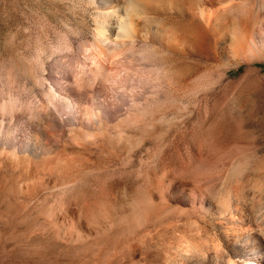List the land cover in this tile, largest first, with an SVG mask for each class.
<instances>
[{"label":"rangeland","instance_id":"374dc122","mask_svg":"<svg viewBox=\"0 0 264 264\" xmlns=\"http://www.w3.org/2000/svg\"><path fill=\"white\" fill-rule=\"evenodd\" d=\"M86 1L0 0V84H101L110 90L113 107L133 100L142 110L154 91H146V83L126 84L124 67L104 64L91 52L94 14ZM247 2L215 0L211 5L236 17ZM252 3L264 40V0ZM169 10L172 15L158 18L172 24L174 9ZM193 52L168 60L173 80L180 81L169 84L196 86L182 82L196 79L215 62L211 48ZM263 52L258 60L230 67L221 83L207 86L203 101L189 103L188 114L142 116L139 122L112 116L106 171L101 151L93 148L92 171L73 189L51 191L20 206L0 175V264H227L229 247L218 235L215 218L201 216L199 202L206 197L213 209L222 201L251 212L264 229ZM184 196L198 201L196 207ZM66 205L90 215L91 234L81 244L61 240L51 217L47 220L52 210ZM141 211L149 214L147 224L137 223ZM104 221L116 225L107 241L96 243Z\"/></svg>","mask_w":264,"mask_h":264},{"label":"bare ground","instance_id":"6f19581e","mask_svg":"<svg viewBox=\"0 0 264 264\" xmlns=\"http://www.w3.org/2000/svg\"><path fill=\"white\" fill-rule=\"evenodd\" d=\"M213 1H86L94 14L91 52L99 55L104 64L109 62L124 67L126 84L146 83L143 86L145 90L154 91L143 98L145 108L143 106L142 110L133 100L113 107L116 103L111 105L113 100L110 101L109 89L101 84L95 88L75 82L53 86L0 84V175L3 176L2 186L8 189L20 206L37 202L51 191L65 192L78 186L84 178L83 174L93 166V148L101 151L106 171L112 149V116L138 121L142 116L159 119L188 114L191 112L189 103H198L207 86L221 83L229 77L230 67L260 58L264 40L262 32L257 29V15L252 5L254 0H249L243 15L236 17L226 9L212 7ZM169 8L174 9L175 22L172 24L164 22V18L160 19L172 15ZM260 17L264 20V13ZM210 48L215 62L205 67L196 79L182 82L198 85H185L186 88L182 89L183 86L169 84L180 83L173 80L169 72L167 62L170 58ZM191 91L198 94L190 97ZM92 92L97 95L91 96L89 93ZM182 199L192 208L198 202L189 196ZM208 199L199 200V211L202 217L209 215L215 218L218 235L230 250L227 264H264V229L259 227V222V225L256 224V217L222 201L213 209ZM69 206H59L56 212L51 209L47 220L51 217L56 226L55 235L61 240L81 244L91 234L90 218L87 217L90 215L80 213L79 208L72 210ZM81 214H84L83 218ZM148 215L143 212L137 223L145 224ZM125 223L129 224L128 221ZM99 224L95 241L104 243L116 224L106 221ZM64 225H69L68 234L63 231Z\"/></svg>","mask_w":264,"mask_h":264}]
</instances>
